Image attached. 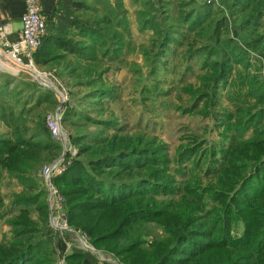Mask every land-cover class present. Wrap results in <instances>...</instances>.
Here are the masks:
<instances>
[{
    "label": "rangeland",
    "instance_id": "1",
    "mask_svg": "<svg viewBox=\"0 0 264 264\" xmlns=\"http://www.w3.org/2000/svg\"><path fill=\"white\" fill-rule=\"evenodd\" d=\"M81 1L85 7L73 18L88 34L63 33V40L82 51L72 55L55 47V57L34 60L36 76L19 69L25 81L12 93L17 104H0V136L27 141L13 152L0 151V264H65L72 247L90 254L94 264H129L68 222L62 194L82 187L61 177L70 165L120 152L131 155L101 160L95 170L152 180L153 186L132 187L143 190L134 204L149 215L166 212L134 219L138 229L127 237L142 239L148 249L154 240H173L169 230L205 232L217 224L212 237L227 228L228 242L218 249L222 239L192 235L200 246L213 244L194 258L210 252L204 264L228 257L245 264L250 243L236 236L244 220L252 232L264 225L254 211L264 207V161L253 167L264 154V0ZM56 108L62 141L45 123ZM57 157L60 168L50 184L59 200L55 210L51 201V215L62 228L49 223L42 176ZM241 177L242 208L233 218L228 212L225 225L218 221L224 207L219 196ZM92 248L115 261L98 258Z\"/></svg>",
    "mask_w": 264,
    "mask_h": 264
},
{
    "label": "trees",
    "instance_id": "2",
    "mask_svg": "<svg viewBox=\"0 0 264 264\" xmlns=\"http://www.w3.org/2000/svg\"><path fill=\"white\" fill-rule=\"evenodd\" d=\"M74 1L77 3L76 7H85V4L81 0ZM61 18L62 19L59 20L57 24L52 25L53 31L51 33L49 32L48 34L47 30L45 31V35L41 38L40 44L35 51V61L44 63L46 59L49 60L55 57V54H51L55 47L58 48L63 45V47L66 48L67 42L63 40L62 32H64V30L61 28V24L71 21V17L61 16ZM64 19L68 20L66 21ZM73 22L78 26V28H80V33L88 34V32H84L83 28L85 27L84 25H81L78 20H74ZM68 49L72 48L70 47ZM74 51L81 52L82 49L75 47ZM20 144L27 145V141L21 138L9 140L0 136V151L6 150L8 153L13 152L15 147ZM124 154L131 155V152H120L119 154L106 153L103 156H95V158L91 159L87 165L79 161L69 166V168L65 171V174L61 177L68 178V185L76 184L79 180L80 183H82V187L69 188L64 190L62 193L65 199V213L68 222L73 223L76 221V223H78L81 228L85 229L91 236V241L94 244L105 242V245H109L107 248H109L114 254L125 258L129 264H204V262L210 259L212 253L207 252L201 258L200 256L197 258L194 257L199 255L197 254L198 251H205L213 244H210L211 246H205L206 243H204V245L200 246L198 245L201 244L200 242L195 243V241L191 239L192 235L200 234L208 237L209 239L220 238L223 241L215 246L218 249L224 247L225 242H228V233L226 232L227 228L220 230L221 234L219 236L212 237L217 229H219L217 224H215L216 230H211L209 228L205 232H186V228L184 229V232L183 230L180 232L169 230V235L172 233L173 240L166 244H163L161 240H154L152 243L147 244L150 246L148 249L142 248L144 247L142 239L136 240L134 238L131 240V235L127 237L126 234L129 233V230L138 229V227H136L137 224H134L133 222L134 219L139 218L140 216L147 218L152 215H162L166 212L159 211L149 215L146 208L138 204H134L143 195V190L139 188L140 191H132V187H145V185L153 186V183L148 182L152 180L142 178L133 179L129 176L111 177L108 174L103 175L95 170V168L102 167V164L98 163L99 161H106L110 158L113 159L116 157L119 158L122 157L120 155ZM12 157L15 158V162H18L19 156ZM263 161L264 154L261 157L259 156L258 161L253 164L254 168L256 166L255 170L260 167L259 164ZM255 170L252 173L256 172ZM56 177L57 176L53 177V179ZM61 177L56 178V180L61 179ZM249 177L251 178L250 175ZM249 177H246L245 179L249 180ZM242 179L243 177H241L238 186L230 188L228 191H223L219 196L220 200L224 203V207L223 213L218 215V217L223 216V218H218V221L225 220V222H222L225 225L228 221L226 219L228 216L227 213L229 212L230 218H233L236 216H232L231 214L233 212L240 211L242 208L240 200L242 201L244 198H239L240 200L238 199V194L242 188ZM261 197H264V194ZM254 211H256V214L264 216V207L258 208V206H256ZM241 217H244V215ZM249 221L250 220H244L241 232L236 236L238 243H242L243 245L250 243L249 251L251 252L244 254L246 255L244 263L264 264V225L261 230L252 232ZM250 237L253 238L251 242ZM183 244H189V247L197 249L196 254H194V250L189 249L188 247L184 248L182 246ZM194 245L200 246V248ZM240 255L242 254L239 252L238 256L240 257ZM64 260L65 264L95 263L94 258L90 254L75 247H72L68 252H66ZM236 261L237 260L233 261L228 257L227 259L214 262V264H234L237 263ZM51 264L54 263L51 262Z\"/></svg>",
    "mask_w": 264,
    "mask_h": 264
},
{
    "label": "built area",
    "instance_id": "3",
    "mask_svg": "<svg viewBox=\"0 0 264 264\" xmlns=\"http://www.w3.org/2000/svg\"><path fill=\"white\" fill-rule=\"evenodd\" d=\"M25 9L20 14V27L17 30L16 37L13 40H8L6 35L9 32L7 23L0 22V64L13 73H17L19 69H27L33 73L34 70V54L38 48L41 38L46 31L45 21L40 14L39 0H24ZM62 99V97H60ZM61 102V101H60ZM46 127L53 137H60L62 141V131L60 124V115L57 108L47 114ZM60 168V158H55L50 164L42 169L43 179L46 181L47 206L49 211V223L57 228L65 227L64 224L57 225L51 215V201L54 204V210L57 208L59 195L50 184V178L54 172ZM80 241L85 247L91 248L80 236ZM100 259H105L114 262L110 257H104L98 250L92 248ZM113 258V257H112Z\"/></svg>",
    "mask_w": 264,
    "mask_h": 264
},
{
    "label": "crops",
    "instance_id": "4",
    "mask_svg": "<svg viewBox=\"0 0 264 264\" xmlns=\"http://www.w3.org/2000/svg\"><path fill=\"white\" fill-rule=\"evenodd\" d=\"M39 4V12L45 21L48 34L53 31L52 25L57 24V22L62 19L61 16L71 17V21L68 23L61 22V28L64 30L62 33L68 35L80 34V28H78L73 22L75 20L73 14L77 12L76 10H79L77 8H80L76 7L77 3H75L74 0H39ZM24 9V0H0V22L8 24L9 32L6 35L8 40L15 39L17 30L20 27L19 17ZM64 20L67 21L68 19ZM70 46H72L71 43H66V49L71 50L68 53L76 55V52L74 51L75 45L74 48L68 49ZM7 70L8 69L0 64V104L4 102L12 109V103H15V105L17 104V98L15 97L12 99V93H16L19 81L24 83L23 81L25 80L21 75L18 76L16 73L11 72L10 70H8V72ZM6 94L9 97L3 98Z\"/></svg>",
    "mask_w": 264,
    "mask_h": 264
},
{
    "label": "bare ground",
    "instance_id": "5",
    "mask_svg": "<svg viewBox=\"0 0 264 264\" xmlns=\"http://www.w3.org/2000/svg\"><path fill=\"white\" fill-rule=\"evenodd\" d=\"M37 74V73H36ZM36 74L34 73V75L36 76ZM43 82V81H42ZM44 83V82H43ZM46 84V83H45Z\"/></svg>",
    "mask_w": 264,
    "mask_h": 264
}]
</instances>
